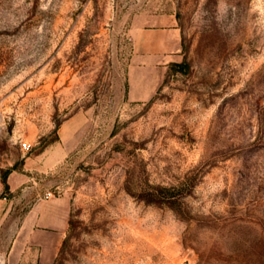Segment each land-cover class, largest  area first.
I'll list each match as a JSON object with an SVG mask.
<instances>
[{
    "label": "rangeland",
    "instance_id": "1",
    "mask_svg": "<svg viewBox=\"0 0 264 264\" xmlns=\"http://www.w3.org/2000/svg\"><path fill=\"white\" fill-rule=\"evenodd\" d=\"M0 264H264V0H0Z\"/></svg>",
    "mask_w": 264,
    "mask_h": 264
},
{
    "label": "crops",
    "instance_id": "2",
    "mask_svg": "<svg viewBox=\"0 0 264 264\" xmlns=\"http://www.w3.org/2000/svg\"><path fill=\"white\" fill-rule=\"evenodd\" d=\"M171 19L173 15L169 16ZM171 29H152L144 33V51L168 53L179 45L180 31L176 20L171 21ZM150 36H158L150 39ZM70 207L63 199L41 201L25 216L26 227L49 234L50 239L42 242V251L55 253L59 250L69 229ZM32 241V240H30Z\"/></svg>",
    "mask_w": 264,
    "mask_h": 264
},
{
    "label": "trees",
    "instance_id": "3",
    "mask_svg": "<svg viewBox=\"0 0 264 264\" xmlns=\"http://www.w3.org/2000/svg\"><path fill=\"white\" fill-rule=\"evenodd\" d=\"M172 66L177 67L179 69H182L185 66V63H173ZM11 172H12L11 170H7L2 175V181H3V184L5 186V190L9 189V186L7 183V178ZM159 191L162 193V195L164 197H168V198H172L173 197L172 194H174L173 193L174 189H172V188H161V189H159ZM170 204H175V202H171Z\"/></svg>",
    "mask_w": 264,
    "mask_h": 264
},
{
    "label": "built area",
    "instance_id": "4",
    "mask_svg": "<svg viewBox=\"0 0 264 264\" xmlns=\"http://www.w3.org/2000/svg\"><path fill=\"white\" fill-rule=\"evenodd\" d=\"M22 146H23V148H24V149H27V148H29V147L27 146V144H26V143L22 144ZM51 196H52V194H51V193H49V194H47V197H46V198H50Z\"/></svg>",
    "mask_w": 264,
    "mask_h": 264
}]
</instances>
